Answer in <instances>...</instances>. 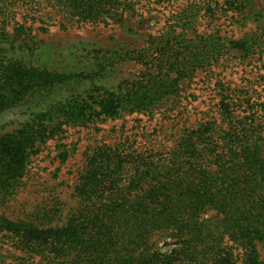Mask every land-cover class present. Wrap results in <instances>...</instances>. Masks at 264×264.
<instances>
[{
    "label": "rangeland",
    "instance_id": "rangeland-1",
    "mask_svg": "<svg viewBox=\"0 0 264 264\" xmlns=\"http://www.w3.org/2000/svg\"><path fill=\"white\" fill-rule=\"evenodd\" d=\"M62 8L57 0H0L4 53L66 76L0 113V137L18 135L25 125L55 130L34 143L37 153L0 198L3 217L39 228L63 226L80 205V176L102 151L167 158L185 131L203 125L239 135L249 129L256 140L264 138V0H138L134 11L107 24L77 22ZM169 35L209 57L180 65L172 58V93L146 110H132L125 94L153 73L150 47L165 45ZM104 90L121 101L116 116L96 118L91 113L100 110ZM41 113L48 117L40 124ZM164 242L169 239L158 240V247ZM256 251L264 264V241ZM28 252L18 236L0 240V264H50ZM236 264H244L241 256Z\"/></svg>",
    "mask_w": 264,
    "mask_h": 264
},
{
    "label": "trees",
    "instance_id": "trees-1",
    "mask_svg": "<svg viewBox=\"0 0 264 264\" xmlns=\"http://www.w3.org/2000/svg\"><path fill=\"white\" fill-rule=\"evenodd\" d=\"M57 1L77 22L107 24L134 11L138 0ZM4 41L8 35L1 31L0 113L29 92L66 79L11 58L1 47ZM188 43L169 35L165 45L150 47L153 73L125 94L132 110L166 99L175 82L169 74L183 59L203 63L209 57L197 47L191 52ZM104 91L100 110L91 113L96 118L117 115L119 96ZM222 107L228 117L227 105ZM46 117L41 113L37 119L41 124ZM54 132L25 125L18 135L0 137L1 199L37 153L34 143ZM240 135L199 126L185 131L167 158L155 160L102 151L80 176L75 187L80 205L63 226L39 228L0 215V240L7 233L18 236L21 249L50 264H236L238 256L244 264H262L256 243L264 241V138L256 140L249 129ZM163 238L169 242L158 247Z\"/></svg>",
    "mask_w": 264,
    "mask_h": 264
}]
</instances>
